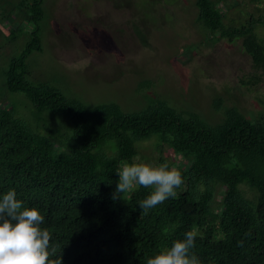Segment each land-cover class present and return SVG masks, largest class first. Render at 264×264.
Wrapping results in <instances>:
<instances>
[{
    "label": "trees",
    "instance_id": "16d2710c",
    "mask_svg": "<svg viewBox=\"0 0 264 264\" xmlns=\"http://www.w3.org/2000/svg\"><path fill=\"white\" fill-rule=\"evenodd\" d=\"M222 6L223 0H195L197 27L209 40L240 41L253 66L264 70V40L256 34V23L264 21L225 26ZM13 11L31 29L3 69L0 89L22 94L31 110L26 118L0 92V194L15 189L26 207L41 211V227L51 237L49 259L147 264L192 232L191 251L201 264H264V111L250 119L215 99L220 119L209 123L144 90L137 93L146 101L138 109L85 104L52 80L32 78L27 59L42 51L43 0H18ZM15 29L6 28L12 41L23 31ZM151 139L179 157L169 166L184 182L174 197L144 214L139 202L152 188L120 193L117 173Z\"/></svg>",
    "mask_w": 264,
    "mask_h": 264
},
{
    "label": "rangeland",
    "instance_id": "374dc122",
    "mask_svg": "<svg viewBox=\"0 0 264 264\" xmlns=\"http://www.w3.org/2000/svg\"><path fill=\"white\" fill-rule=\"evenodd\" d=\"M17 1L0 6V77L31 29L18 22L17 11L9 14ZM223 5L225 26L264 21V0H223ZM43 10L42 51L27 59L32 78L52 80L85 104L113 102L125 111L138 109L146 101L137 93L144 90L145 96L155 93L209 123L220 119L215 99L250 119L264 111V70L253 66L240 41L208 39L197 27L195 0H43ZM256 25L264 40V24ZM7 27L23 30L16 41ZM0 92L3 102L16 103L29 117L31 107L22 94ZM178 160L151 139L139 144L133 163L159 166Z\"/></svg>",
    "mask_w": 264,
    "mask_h": 264
},
{
    "label": "clouds",
    "instance_id": "9594fccd",
    "mask_svg": "<svg viewBox=\"0 0 264 264\" xmlns=\"http://www.w3.org/2000/svg\"><path fill=\"white\" fill-rule=\"evenodd\" d=\"M116 190L127 193L137 185L154 188L153 192L139 202L144 214L176 195L183 184L180 171L168 163L152 166L146 163H126L117 173ZM44 216L36 207H26L17 198L15 189L0 194V264H62L59 257L49 259L50 233L41 225ZM192 232L185 233L183 240L147 260V264H201L191 250L195 247Z\"/></svg>",
    "mask_w": 264,
    "mask_h": 264
},
{
    "label": "bare ground",
    "instance_id": "6f19581e",
    "mask_svg": "<svg viewBox=\"0 0 264 264\" xmlns=\"http://www.w3.org/2000/svg\"><path fill=\"white\" fill-rule=\"evenodd\" d=\"M38 127V126H37ZM43 129V128H42Z\"/></svg>",
    "mask_w": 264,
    "mask_h": 264
}]
</instances>
